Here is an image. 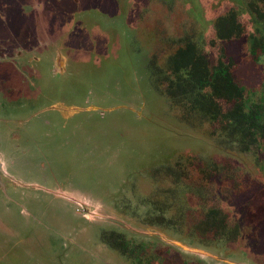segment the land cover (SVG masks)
<instances>
[{
	"label": "rangeland",
	"instance_id": "obj_1",
	"mask_svg": "<svg viewBox=\"0 0 264 264\" xmlns=\"http://www.w3.org/2000/svg\"><path fill=\"white\" fill-rule=\"evenodd\" d=\"M245 4L0 0V157L15 177L0 174V264H264V169L185 116L148 65L188 33L210 39L216 17ZM247 35L226 53L237 81L260 90ZM206 197L238 235L196 229ZM161 204L177 226L147 216Z\"/></svg>",
	"mask_w": 264,
	"mask_h": 264
},
{
	"label": "trees",
	"instance_id": "obj_2",
	"mask_svg": "<svg viewBox=\"0 0 264 264\" xmlns=\"http://www.w3.org/2000/svg\"><path fill=\"white\" fill-rule=\"evenodd\" d=\"M244 1L245 5L216 17L213 37L188 33L174 40L176 48L164 59L156 58L148 65L155 88L183 108L185 116L210 123L220 145L254 153L264 169V86L248 90L237 81L236 62L227 55L224 44L247 33L250 55L264 62V0ZM209 46L216 48L214 58ZM178 169L164 166L166 173L180 183L183 178ZM172 190L167 189L165 194L169 196ZM209 198H205V213L196 229L219 236L228 232L238 235L239 224L233 226L222 205ZM167 214L165 204L147 210V216L159 225L177 226V220ZM106 238L113 247L127 252L128 245L119 233L107 232Z\"/></svg>",
	"mask_w": 264,
	"mask_h": 264
},
{
	"label": "flooded vegetation",
	"instance_id": "obj_3",
	"mask_svg": "<svg viewBox=\"0 0 264 264\" xmlns=\"http://www.w3.org/2000/svg\"><path fill=\"white\" fill-rule=\"evenodd\" d=\"M26 77H24V79H25ZM25 81V80H24ZM35 94V93H34ZM35 95H37V94H35ZM6 160L4 159H2L1 157H0V174L1 173H3V174H7L8 173V171H6ZM8 174H10L9 176L13 179V178H15L14 177V175L10 172V173H8ZM0 182H1V175H0ZM13 182H15V180L13 179ZM5 183H7V182H5Z\"/></svg>",
	"mask_w": 264,
	"mask_h": 264
}]
</instances>
